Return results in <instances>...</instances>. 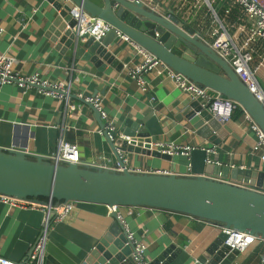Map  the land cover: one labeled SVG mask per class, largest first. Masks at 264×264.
<instances>
[{
  "label": "crops",
  "instance_id": "0c3cea01",
  "mask_svg": "<svg viewBox=\"0 0 264 264\" xmlns=\"http://www.w3.org/2000/svg\"><path fill=\"white\" fill-rule=\"evenodd\" d=\"M233 14L239 7L233 6ZM175 11L174 4H163L161 11ZM56 9L48 0H0V53L16 57L15 70L22 75L35 72L52 82H71L70 99L41 93L36 87L22 89L7 83L0 89V145H26L32 152L51 155L61 138L76 143L81 161L114 167L118 162L104 133H100V115L83 97L100 94L109 117L115 121L118 137H124L129 119L139 120L154 111L165 128L156 142L203 146L201 136L183 109L196 101L176 86L166 71L145 74L149 90L143 91L125 66L114 67L100 57L99 61L76 57L65 44L54 41L51 31ZM179 15V14H178ZM239 17V14H238ZM241 20L238 19V22ZM207 19L188 22L208 39ZM203 25V27H202ZM205 26V28H204ZM59 45V46H58ZM111 49L125 63H135L134 51L127 42ZM264 85V74L261 78ZM72 94V96H71ZM222 142L215 144L214 160L230 166L264 171L259 154L251 153L256 140L250 123L242 117L226 123ZM123 162L133 171L190 172L189 157L176 155L168 161L153 155L119 150ZM108 205L79 202L62 221H53L44 264H82L99 240L115 223ZM125 215L136 237L148 248L146 258L155 260L170 245L176 254L169 264H204L200 258L205 249L222 231L217 225L186 214L138 206H124ZM45 209L31 205H10L0 199V254L16 261H25L43 227ZM264 241H256L240 251L231 264H261Z\"/></svg>",
  "mask_w": 264,
  "mask_h": 264
},
{
  "label": "water",
  "instance_id": "95a60500",
  "mask_svg": "<svg viewBox=\"0 0 264 264\" xmlns=\"http://www.w3.org/2000/svg\"><path fill=\"white\" fill-rule=\"evenodd\" d=\"M48 1L57 10L51 27L55 32L53 40L65 44L76 57L92 58L96 62L101 57L114 67L124 66L111 49L122 42L116 29L100 40L75 33L77 19L72 11L79 6L90 15L111 23L199 87L209 88L237 102L264 131V103L258 100L229 61L205 42L195 27L178 16L167 17L140 0ZM94 109L100 115L103 128L105 123L101 113ZM183 115L207 140L203 147L192 150L189 173L128 168L120 171L115 168L118 165L57 162L51 155L29 151L25 144L0 145V195L43 205L72 200L111 208L144 206L162 209L186 214L220 228L251 233L264 240V171L208 164L207 150L222 142L227 125L213 117L199 100L185 106ZM123 134L124 137L111 139L104 131L120 164L123 160L119 150L175 161V155L152 146L154 140L165 134L164 124L154 111L139 120L129 119ZM51 213L55 210L51 209ZM117 213L112 211L114 225L82 264H135V245L128 242ZM227 238L228 234L222 230L200 260L204 264H231L239 251L225 244ZM176 250L179 251L170 245L150 264H169ZM29 255L30 252L27 258Z\"/></svg>",
  "mask_w": 264,
  "mask_h": 264
},
{
  "label": "built area",
  "instance_id": "2783aa9c",
  "mask_svg": "<svg viewBox=\"0 0 264 264\" xmlns=\"http://www.w3.org/2000/svg\"><path fill=\"white\" fill-rule=\"evenodd\" d=\"M67 2L69 0H60ZM134 1V0H133ZM151 9L165 14L170 17L171 14L178 16L183 22L200 21L207 19L209 22L205 32L212 36L208 39L201 33L205 42L209 43L223 58L229 61L235 72L249 86L255 96L264 103V85L261 79V71L264 67V0H140ZM172 3L176 8L175 11L166 13L161 11L163 4ZM239 7L236 14L232 15L233 6ZM73 16L77 19L74 31L78 36L88 34L96 40L102 39L112 29H116L118 37L128 43L133 48L136 62L125 63L130 77L137 82L143 91L149 90V84L145 74L151 71H157L161 74L166 71L168 76L174 81L177 87L186 91L191 97L199 100L202 105L209 109L212 116L220 123L226 124L231 121L233 110L239 105L234 100L220 96L219 93L209 88H201L187 77L158 59L152 52L137 43L130 36L115 28L111 23L104 19L92 16L79 6H75L72 11ZM239 14V17H238ZM238 19L241 20L238 22ZM203 27V25H202ZM205 28V26H204ZM16 57L9 53H0V89L7 83H15L22 88L36 87L41 93L51 94L53 96L70 99L71 82H52L43 78L40 73L22 75L15 70L14 63ZM83 99L92 103L97 108L105 123L103 128L99 129L100 133L107 131L110 138L114 139L117 135V126L115 121L109 117L104 106V98L97 94L86 96ZM243 118L250 123V128L256 135V140L252 146L251 153L259 154L264 161V131L254 122L252 117L244 110ZM154 148H159L162 152L172 155H182L190 157L193 149L203 147L196 144H179L175 141L153 143ZM208 164L221 165L219 160H214L211 155L217 150L215 146L208 149ZM54 161L62 162H82L79 145L63 138L59 140L56 151L51 154ZM127 158L123 164L118 163V170L128 168ZM107 166V165H101ZM235 165H232V168ZM190 168V163H189ZM129 169V168H128ZM155 172H166L156 170ZM0 199L10 205H31L32 207H41L45 209V218L43 227L37 239L33 243L30 255L25 261H16L0 254V264H44L47 252V245L50 238V226L53 221L64 220L77 206L78 201H65L55 205L53 202L40 204L32 201L19 200L16 198L0 195ZM122 206L112 208L118 213V220L122 224L129 243L135 245L133 257L135 264H150L146 258L147 244L136 237L132 231L125 215L121 211ZM51 209L55 213H51ZM221 230L228 234L225 244L230 245L232 249L245 251L256 241H264L261 237L238 231L233 228L221 227ZM261 264H264V251L261 255Z\"/></svg>",
  "mask_w": 264,
  "mask_h": 264
},
{
  "label": "trees",
  "instance_id": "16d2710c",
  "mask_svg": "<svg viewBox=\"0 0 264 264\" xmlns=\"http://www.w3.org/2000/svg\"><path fill=\"white\" fill-rule=\"evenodd\" d=\"M243 114H244V110L240 106H238L233 110L232 118L238 120L240 117L243 116ZM42 199H46V198H42Z\"/></svg>",
  "mask_w": 264,
  "mask_h": 264
},
{
  "label": "rangeland",
  "instance_id": "374dc122",
  "mask_svg": "<svg viewBox=\"0 0 264 264\" xmlns=\"http://www.w3.org/2000/svg\"><path fill=\"white\" fill-rule=\"evenodd\" d=\"M263 74H264V67H263V69L261 71V78L263 77Z\"/></svg>",
  "mask_w": 264,
  "mask_h": 264
}]
</instances>
